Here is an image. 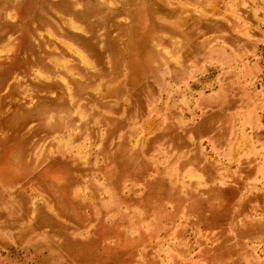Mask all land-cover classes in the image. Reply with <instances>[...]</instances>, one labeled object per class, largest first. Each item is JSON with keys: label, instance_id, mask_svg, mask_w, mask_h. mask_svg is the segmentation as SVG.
<instances>
[{"label": "rangeland", "instance_id": "374dc122", "mask_svg": "<svg viewBox=\"0 0 264 264\" xmlns=\"http://www.w3.org/2000/svg\"><path fill=\"white\" fill-rule=\"evenodd\" d=\"M0 264H264V0H0Z\"/></svg>", "mask_w": 264, "mask_h": 264}]
</instances>
